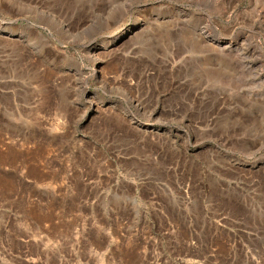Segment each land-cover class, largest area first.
I'll use <instances>...</instances> for the list:
<instances>
[{
	"label": "rangeland",
	"instance_id": "obj_1",
	"mask_svg": "<svg viewBox=\"0 0 264 264\" xmlns=\"http://www.w3.org/2000/svg\"><path fill=\"white\" fill-rule=\"evenodd\" d=\"M0 264H264V0H0Z\"/></svg>",
	"mask_w": 264,
	"mask_h": 264
},
{
	"label": "crops",
	"instance_id": "obj_2",
	"mask_svg": "<svg viewBox=\"0 0 264 264\" xmlns=\"http://www.w3.org/2000/svg\"><path fill=\"white\" fill-rule=\"evenodd\" d=\"M162 204H160V205H158L159 207H157L156 208V210H158L159 212L160 211H164V208L163 207H160ZM141 210V212L143 211V212H145V214L142 212V213H139L137 216L139 217H142L143 219L144 218H146V215L147 214H149L150 213V208H146V210L145 209H140ZM179 215L178 216H181L182 218H183V220H181L183 223H180V220L179 221H177L178 222V224L177 223H175V225L174 224H171V228L173 229H170V231H171V233L169 232L168 233V235H169V237L170 238H172L173 240H178V234H175L174 233V229L177 227V225H178V227H179V223L180 224H185L186 226H187V228H189V221H185V219L187 218H189V216H190V214L188 213V211H183L182 210V212H180V213H178ZM172 220H174V218H172ZM181 239V242L182 243H184V245H187V247H188V252H190V242H191V239H190V234H188L187 236H183V237H180ZM142 249H145V247L144 246H142ZM184 256H187V255H184Z\"/></svg>",
	"mask_w": 264,
	"mask_h": 264
},
{
	"label": "bare ground",
	"instance_id": "obj_3",
	"mask_svg": "<svg viewBox=\"0 0 264 264\" xmlns=\"http://www.w3.org/2000/svg\"><path fill=\"white\" fill-rule=\"evenodd\" d=\"M136 22L133 21L132 23L135 24ZM129 29L130 28L126 29L125 31H128ZM123 33H124V31H123V28H122L121 31H120V33H117L115 35H114V33L111 34V36L109 37V39L107 38V40H105V43H107L106 46H108L109 44H111V42L116 41L118 39V37H120V35H123ZM94 48H92V49H94Z\"/></svg>",
	"mask_w": 264,
	"mask_h": 264
},
{
	"label": "water",
	"instance_id": "obj_4",
	"mask_svg": "<svg viewBox=\"0 0 264 264\" xmlns=\"http://www.w3.org/2000/svg\"><path fill=\"white\" fill-rule=\"evenodd\" d=\"M12 21V20H11Z\"/></svg>",
	"mask_w": 264,
	"mask_h": 264
}]
</instances>
